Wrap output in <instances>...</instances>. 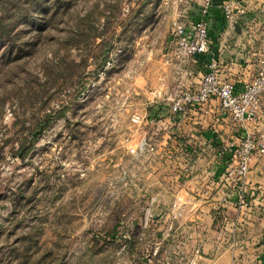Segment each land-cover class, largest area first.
Listing matches in <instances>:
<instances>
[{
	"label": "rangeland",
	"instance_id": "374dc122",
	"mask_svg": "<svg viewBox=\"0 0 264 264\" xmlns=\"http://www.w3.org/2000/svg\"><path fill=\"white\" fill-rule=\"evenodd\" d=\"M145 2L0 0V264H192L176 163L126 151Z\"/></svg>",
	"mask_w": 264,
	"mask_h": 264
},
{
	"label": "crops",
	"instance_id": "0c3cea01",
	"mask_svg": "<svg viewBox=\"0 0 264 264\" xmlns=\"http://www.w3.org/2000/svg\"><path fill=\"white\" fill-rule=\"evenodd\" d=\"M217 1L229 3L233 17L226 20L221 8L212 9L207 20L209 50L185 65L169 58V25L179 13L197 16L202 0H185L180 4L175 0H146L138 16L142 30L135 41L143 71L137 79L138 95L131 102L133 111L148 103L149 109L157 110L168 127V100L180 89L195 88L211 62L217 65L219 79L235 82L237 90L255 75L257 58L264 54V0H243L242 5L238 0ZM218 115L217 100L205 110H191L188 118L172 129L178 133V142L168 139L164 130L160 132L156 153L144 166L164 167L166 160L176 163L178 169L171 178L173 194L200 199L197 208L185 207L180 215L189 222L175 227H187L193 238L192 264H231L232 257L239 254L248 255L249 264H264V154L250 162L246 175L249 203L242 209L231 202L233 189L224 181L225 165L212 161L214 146L219 143H237L249 133L264 137V97L261 113L254 121L239 124ZM185 148L193 150L194 158L193 175L188 178L180 172L186 160ZM171 156L175 160L167 159ZM233 239L235 250L230 246Z\"/></svg>",
	"mask_w": 264,
	"mask_h": 264
},
{
	"label": "built area",
	"instance_id": "2783aa9c",
	"mask_svg": "<svg viewBox=\"0 0 264 264\" xmlns=\"http://www.w3.org/2000/svg\"><path fill=\"white\" fill-rule=\"evenodd\" d=\"M177 4L185 0H175ZM236 1V0H235ZM242 5L243 0H238ZM221 8L226 20L233 17L232 7L229 3H219L217 0H202L199 13L196 16L185 13L177 14L169 25V58L175 63L188 65L195 61L196 57L207 53L209 50L208 17L214 8ZM178 10V7L177 9ZM112 54L108 55L105 69L114 63ZM191 71H188L190 74ZM133 85L124 88V99L137 94ZM264 97V54L259 55L256 62V73L251 80L243 85L240 90L235 87V82L222 81L218 77L217 65L211 62L207 70L203 72L195 88L180 89L168 100V127L164 126L163 117L157 110H150V105L145 103L142 109L133 111L130 122L136 126L139 139L130 144L126 151L131 156L132 163L144 166L146 161L154 157L156 153V141L159 133L166 132L168 139L178 142V133L172 131L174 127L188 118L191 110H205L212 101L217 100L219 105L218 118L244 124L254 121L261 113L262 99ZM149 128V132L147 131ZM184 151V166L180 169L184 178L193 175V150ZM195 154V153H194ZM264 154V137L249 133L237 143L226 141L214 146L212 161L214 164L225 165L224 181L232 187L231 202L239 209L248 207V194L246 189V175L250 170V162L253 157ZM155 201L152 197L150 204ZM194 198L185 199L177 194L173 197L170 212L173 218H178L185 207L194 210L200 205ZM152 217L150 207L144 211L143 227H147ZM171 228V225L167 229ZM232 250L236 248V241L231 240ZM231 264H249L248 255H234Z\"/></svg>",
	"mask_w": 264,
	"mask_h": 264
}]
</instances>
